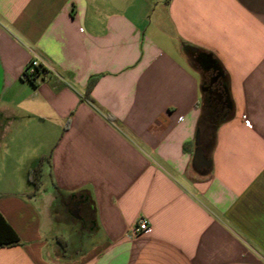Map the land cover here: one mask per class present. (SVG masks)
Returning <instances> with one entry per match:
<instances>
[{
	"label": "crops",
	"instance_id": "crops-1",
	"mask_svg": "<svg viewBox=\"0 0 264 264\" xmlns=\"http://www.w3.org/2000/svg\"><path fill=\"white\" fill-rule=\"evenodd\" d=\"M0 214V264H264V0H0Z\"/></svg>",
	"mask_w": 264,
	"mask_h": 264
},
{
	"label": "trees",
	"instance_id": "trees-1",
	"mask_svg": "<svg viewBox=\"0 0 264 264\" xmlns=\"http://www.w3.org/2000/svg\"><path fill=\"white\" fill-rule=\"evenodd\" d=\"M42 72L43 70L38 68L35 71L33 78H27L24 76L23 78L29 83L33 84L36 78H38ZM94 82L95 80H92L89 83V86L87 88V93L93 87ZM223 121H224L223 118L221 117V115L219 116V113L216 112V109L211 105H207L205 113L202 116L201 120H199L198 124L199 127H206L207 129H209V131L212 134ZM41 176H42V171L40 166L31 171L29 175V184L32 185L34 189H37L40 186ZM19 244L20 241L16 233L13 231V229L8 225V223L4 220V218L0 214V248L17 246Z\"/></svg>",
	"mask_w": 264,
	"mask_h": 264
},
{
	"label": "flooded vegetation",
	"instance_id": "flooded-vegetation-1",
	"mask_svg": "<svg viewBox=\"0 0 264 264\" xmlns=\"http://www.w3.org/2000/svg\"><path fill=\"white\" fill-rule=\"evenodd\" d=\"M201 76L209 105L214 107L217 113L224 112L227 105L223 100H219L221 98L220 94L223 95L221 78H217V73L214 71L203 72Z\"/></svg>",
	"mask_w": 264,
	"mask_h": 264
},
{
	"label": "built area",
	"instance_id": "built-area-1",
	"mask_svg": "<svg viewBox=\"0 0 264 264\" xmlns=\"http://www.w3.org/2000/svg\"><path fill=\"white\" fill-rule=\"evenodd\" d=\"M40 68L39 61L33 60L29 63L27 68L25 69L23 76L27 78H33L35 71ZM151 231L150 225L147 220L140 219L135 227L131 230L130 236L131 238H138L145 234H148Z\"/></svg>",
	"mask_w": 264,
	"mask_h": 264
},
{
	"label": "water",
	"instance_id": "water-1",
	"mask_svg": "<svg viewBox=\"0 0 264 264\" xmlns=\"http://www.w3.org/2000/svg\"><path fill=\"white\" fill-rule=\"evenodd\" d=\"M204 58H206L207 60H208V69L210 68V67H212V69L214 70V71H217V78H221L222 77V74H221V71H219V68L217 67V65H216V63H215V61H213L212 59H211V57H209V56H204ZM228 99L226 98V104H227V108H230V105H228ZM199 157H200V153L198 152V151H196V153H195V156H194V165L196 166V167H198V161H199Z\"/></svg>",
	"mask_w": 264,
	"mask_h": 264
},
{
	"label": "rangeland",
	"instance_id": "rangeland-1",
	"mask_svg": "<svg viewBox=\"0 0 264 264\" xmlns=\"http://www.w3.org/2000/svg\"><path fill=\"white\" fill-rule=\"evenodd\" d=\"M58 228H60V231H61V232H63V231L66 230V228H65V227H62V226H60V227H58ZM65 236H66V237H69L70 241L73 242V244H74L75 237H73V234H71V233H69V232L66 231ZM84 240H85V241H84ZM84 240H83V243L80 244V245H83V247L86 246V245L88 244V242H89V239H84ZM78 248H80V246H78Z\"/></svg>",
	"mask_w": 264,
	"mask_h": 264
}]
</instances>
